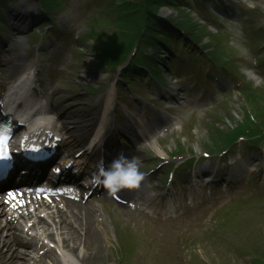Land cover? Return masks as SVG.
Wrapping results in <instances>:
<instances>
[{
    "label": "rangeland",
    "instance_id": "1",
    "mask_svg": "<svg viewBox=\"0 0 264 264\" xmlns=\"http://www.w3.org/2000/svg\"><path fill=\"white\" fill-rule=\"evenodd\" d=\"M128 2H132V5ZM154 4L161 5V9H171V16L176 18L183 16L180 10L172 9L167 3L157 1ZM259 5L264 11V0H260ZM116 7L119 10H116ZM106 8V15H109V18L105 19L108 21L104 24H107L110 35L108 39L106 37L97 39L99 41L97 44L99 46L102 44L105 53L112 55L116 53L113 52L116 49L128 45L131 35H136L144 23L149 24V19L136 8L134 0H117L110 10L109 4ZM182 12L185 22L189 19L193 20V17L196 18L191 8ZM200 29L202 30V27ZM201 37L203 43H210V49L213 48L215 52L219 49L223 57L233 58L235 53L237 54L232 48L225 47V39L218 34L210 33L208 36L202 31ZM234 43L239 44L238 41ZM86 53H92L91 46L86 49ZM92 59L95 60V56L87 60V67L83 70L91 68L89 64ZM249 82L248 91L244 96L239 93L230 94V97L220 104L223 106L228 102L229 106L226 109L216 111L215 107L208 108L205 117L198 119L194 129L190 131L183 129L181 135L176 133L172 138L159 140V143L169 151L178 149L185 151L196 145L197 147L208 145L223 136L229 137L236 131L247 129L246 126L251 127L253 133L264 132V82L254 78ZM253 189L247 188L244 193L249 195ZM262 206L263 204L259 207L264 211ZM245 210L246 206L241 202L231 201L227 208L218 209L216 213L211 214V217L208 215L204 221H199L194 228L189 229L186 232L188 239L172 235L168 237L169 240L155 239L153 245L144 240L141 233L145 230L147 232V225L140 226L139 221L132 222V224L136 223L134 227L124 222L122 228L118 223H115L116 226L112 224L108 229L99 225L96 228L102 237L97 243L98 248L101 249L100 264H258V261H254L253 255L256 251L264 252V233H257V229L261 225L264 226V217L255 223L248 215L249 212L246 213ZM182 243H186V247L182 248ZM175 249H179L182 254L174 255ZM54 253L57 254L55 251Z\"/></svg>",
    "mask_w": 264,
    "mask_h": 264
},
{
    "label": "bare ground",
    "instance_id": "2",
    "mask_svg": "<svg viewBox=\"0 0 264 264\" xmlns=\"http://www.w3.org/2000/svg\"><path fill=\"white\" fill-rule=\"evenodd\" d=\"M134 4L137 9H145L148 6L144 0H134ZM133 37L134 35H131L130 39L132 40ZM24 56V48L22 45L21 50L15 53L14 59L11 60L10 58L7 64L11 67H14L19 62L21 63L24 61ZM85 76H87L88 82H92L97 78V73L91 72V74ZM8 96L11 100H13L14 98H19L16 97L17 95H15L14 91L9 92ZM27 97H30V95H28ZM46 105L47 104H45V106ZM76 211L82 212V209L78 207L76 208ZM76 211L68 209L61 214H64L66 216H68V214H72L75 220L79 221L80 217L77 214L80 213H77ZM47 214L50 220L48 221L42 219V221L40 222L42 224L41 227H47L42 231V234L47 237L49 241H53L59 246L70 249V254L62 253L60 255L61 259H70L71 257H74L77 259L79 264H100L101 249L98 248L97 243L102 240V237L99 234V231L94 228L95 226L92 221L93 217H90L89 219L85 218V224L79 222L78 226L76 227L73 224L70 225L71 223L64 219L62 215L57 216L60 218L59 224L54 220V216L56 214L52 216V212L50 213L49 211L47 212ZM43 220L44 223L47 224L44 225ZM1 228L0 264H28V261H26V259H28V256L33 254H30V252L28 251L22 250L24 248L20 245L21 242L19 238H22L23 236L21 234L18 235L16 228L14 226H9V223H7V226H3ZM37 235L38 233H36V237ZM8 254H10V256L9 259L6 260V255ZM46 254L45 257H38L36 259L44 260L43 264H61L60 258L55 254H53L52 252H47ZM46 257L47 259H43ZM32 259H34V256L32 257ZM63 262H65V260H63Z\"/></svg>",
    "mask_w": 264,
    "mask_h": 264
},
{
    "label": "clouds",
    "instance_id": "3",
    "mask_svg": "<svg viewBox=\"0 0 264 264\" xmlns=\"http://www.w3.org/2000/svg\"><path fill=\"white\" fill-rule=\"evenodd\" d=\"M141 166L142 162L138 157L130 158L123 153L114 158L107 167L100 160L97 171L92 176V183L102 185L110 195L115 196L123 189L139 187L145 177Z\"/></svg>",
    "mask_w": 264,
    "mask_h": 264
},
{
    "label": "snow or ice",
    "instance_id": "4",
    "mask_svg": "<svg viewBox=\"0 0 264 264\" xmlns=\"http://www.w3.org/2000/svg\"><path fill=\"white\" fill-rule=\"evenodd\" d=\"M10 157L5 154V149L4 147H0V160H6L9 159ZM59 171V169H57Z\"/></svg>",
    "mask_w": 264,
    "mask_h": 264
}]
</instances>
